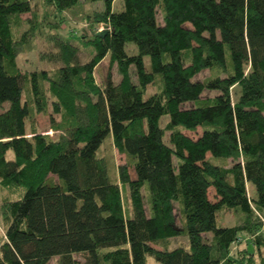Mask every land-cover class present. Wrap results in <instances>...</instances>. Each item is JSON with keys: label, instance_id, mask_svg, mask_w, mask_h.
<instances>
[{"label": "trees", "instance_id": "16d2710c", "mask_svg": "<svg viewBox=\"0 0 264 264\" xmlns=\"http://www.w3.org/2000/svg\"><path fill=\"white\" fill-rule=\"evenodd\" d=\"M33 1L0 0V189L19 193L0 202V264H264V0H39L41 18ZM97 1L86 33H58L65 11ZM40 34L62 65L22 72ZM75 37L93 47L83 62ZM105 56L118 82H96ZM48 110L58 134L27 132ZM105 139L125 157L114 178ZM223 209L232 225H217ZM179 235L188 245L169 248Z\"/></svg>", "mask_w": 264, "mask_h": 264}, {"label": "rangeland", "instance_id": "374dc122", "mask_svg": "<svg viewBox=\"0 0 264 264\" xmlns=\"http://www.w3.org/2000/svg\"><path fill=\"white\" fill-rule=\"evenodd\" d=\"M33 5L36 8V13L38 14V18H41V16L47 11H50V9H45V7L42 6L41 2L39 0H34ZM77 6V5H76ZM104 8V2L103 1H97L93 3L89 2H84L81 3L80 5L78 4L75 9L71 8L68 11L64 12V15L66 17L65 21L63 22L62 26L58 29V33L61 34L63 37H70L69 31L70 30H76V34H82L86 33L88 30V25L87 24V14H91L94 10H100ZM121 9V0H115L113 2V10L114 11H119ZM29 14H24L22 17H27ZM59 19V17H57ZM157 20L161 23V16L159 11L157 12ZM85 25V26H84ZM42 31L47 34L49 31L48 28L42 29ZM74 43L79 46L81 50L80 54V61L83 62L88 59L89 55L93 52V47L89 44H86L85 46L81 43L79 39L76 37L73 38ZM34 43L36 44V47L32 50H26L21 53H19L17 57V64L19 68L21 69L22 72H30L32 70H39V69H56L57 67H60L62 65L61 62H51L46 59V53H43L42 55L40 53L42 52H50V51H55L56 47L50 43L47 40L46 35L40 34V36H36ZM125 49L129 50L130 53L134 52L132 44L131 43H126L125 44ZM143 61L145 64V67L150 70V63H149V57L144 56ZM111 72L112 79L114 82H118L120 80V75L117 71V67L115 64L112 66L109 65V59L107 56H105L101 62L96 66L94 70V77L96 82L102 83L107 75L108 72ZM131 72L133 75V80L136 81V77L134 76L133 69L131 68ZM211 72L207 69L201 71L198 75L195 76L194 79L202 80L203 78L209 76ZM156 90V87L154 85H149L147 87L146 93L144 97H147L151 93H153ZM217 92L216 91H204L202 94V97L206 96H213ZM27 96L25 93H23L22 99H26ZM8 104L5 103V106ZM190 105V104H186ZM50 110V109H49ZM46 113H35L33 117L28 118L26 121L27 125V132H30L32 128L34 127L36 131L41 132V133H49V136L54 137L55 134L59 131H55L51 128V119H50V111ZM56 119L59 120V116H56ZM168 119V116H163L161 120V125L163 126ZM185 134L191 136V137H197L201 133V128H197L196 131H184ZM167 134L165 136V139L167 140ZM8 158L12 157V152L10 150L7 151L6 153ZM99 156L104 157L109 165L110 173L112 178L116 176V167L118 164H122L125 162V157L122 154H119L117 150L112 146L111 142L105 141L102 144L101 150L99 151ZM207 157L213 159L210 154L208 153L206 155ZM216 160L213 159V161L218 162L220 164H223L224 166H231L233 161L231 159H228L226 161H217V160H222L219 157H214ZM129 175L131 178H133V171L131 168H129ZM250 185V190L251 193H255L254 186L252 184ZM249 190V193H250ZM123 193L126 194V189L123 190ZM250 193V194H251ZM18 192H9L8 190H3L0 189V202L5 199V198H17L19 195ZM208 197L210 200L215 199L214 195V189L211 187L208 190ZM174 213L176 217V222L178 225L181 224L180 221V212H179V207L178 204L175 202L174 203ZM262 216V219L264 221V216ZM234 220V213L232 210L228 209H223L220 212H218L217 215V225L218 226H229L232 225ZM0 233L2 234V229L0 228ZM211 233H207L205 237L211 236ZM177 245H188V239L184 235H179L177 237H173L169 239L168 242V247L173 248ZM159 246V245H158ZM74 257L78 261V263L83 262V257L80 254H75ZM58 257L55 256L50 259L48 264H57ZM147 264H160L157 262L153 257L147 256Z\"/></svg>", "mask_w": 264, "mask_h": 264}, {"label": "water", "instance_id": "95a60500", "mask_svg": "<svg viewBox=\"0 0 264 264\" xmlns=\"http://www.w3.org/2000/svg\"><path fill=\"white\" fill-rule=\"evenodd\" d=\"M108 25L107 24H103L102 25V30L98 31L97 34H101V35H104L105 33H107L108 31Z\"/></svg>", "mask_w": 264, "mask_h": 264}, {"label": "built area", "instance_id": "2783aa9c", "mask_svg": "<svg viewBox=\"0 0 264 264\" xmlns=\"http://www.w3.org/2000/svg\"><path fill=\"white\" fill-rule=\"evenodd\" d=\"M100 30H102V25H100V26H99V29H98V31H100Z\"/></svg>", "mask_w": 264, "mask_h": 264}]
</instances>
